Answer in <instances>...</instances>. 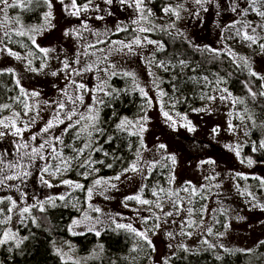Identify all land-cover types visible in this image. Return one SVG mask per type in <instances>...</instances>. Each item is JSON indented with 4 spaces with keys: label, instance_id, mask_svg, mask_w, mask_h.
<instances>
[{
    "label": "rangeland",
    "instance_id": "obj_1",
    "mask_svg": "<svg viewBox=\"0 0 264 264\" xmlns=\"http://www.w3.org/2000/svg\"><path fill=\"white\" fill-rule=\"evenodd\" d=\"M85 2L78 0L80 4ZM237 2L240 7H247L246 0H237ZM20 3L22 6L8 9L7 23H5L4 13L0 12V36H3L5 31H9L12 34V41L9 42L5 38V43L0 44V48L6 45L7 48L18 53L21 57H27V59L16 60L14 57L7 55L6 52H0V69H15L17 73L16 78L20 80V84L25 90L40 93L39 97L36 98V101L40 102L37 122L30 127L29 131L23 133L24 138L28 139L33 133H38L53 114L52 109L45 106L43 102L66 99L58 91V89H63L68 84L65 73L59 71L63 67L61 61L67 59L71 62L75 59L78 52L83 51L81 45H86L89 42L94 43L98 38L124 40L112 39L113 35H111V31L115 30L118 23L127 26L129 30L136 27L131 24V20L136 18V14L132 8L121 6L119 0H116L110 9L113 12L111 16L107 14V11L103 13L89 11L82 13L77 18L68 15L64 5L59 0H50L52 4L50 10L52 14L51 24L54 27H48L47 30H41L39 33H29V35L34 34L36 36V43L40 47L54 49V51L49 53L50 58L47 60V67L44 68L43 72L35 73L26 71L25 66L30 60L32 67L40 68L43 62L42 54L36 52L31 44V40L28 39V35L17 36L14 32L15 30H26L31 27L43 29L46 25L44 14L49 11V8L43 0H31V2L29 0H20ZM35 3H40L43 7L41 8L39 23L32 25L24 24L19 19L22 18L21 11L30 4ZM65 3H70V0H65ZM94 3L99 4L101 8H108V6L103 4V0H94ZM178 4H183L184 9H187V11L180 9V19L177 20L174 15L166 16L163 13L162 8L165 5L175 7ZM147 7L152 10L154 15L149 17L150 23L145 24V27L155 24L157 28L152 32L141 33V36H147L148 39L155 40L150 35L162 32L163 30L160 29V26H166L168 23L174 22L175 27L167 29L166 32L180 36L186 42H191V45L199 46V48L207 45L214 49H220L222 50L221 55L227 57H229L227 50L231 48L233 52L238 54L237 59L241 64L242 70L247 75H249L248 68L244 67V62L239 60V57H244L249 62L253 71L264 76V50L259 47V43H264V40H260L257 45L248 47L247 43L240 42L237 39H226L231 30H224L226 25L240 19L260 23V17L256 16L255 13L250 12L249 15L242 18L229 9V0H213L212 3L204 4L203 8H207V11H204L200 5L195 4L194 0H155L154 4L152 2L148 3ZM96 15H103L104 19L97 20L95 18ZM84 22L87 23L92 31L83 29ZM237 27H240V25H237ZM77 29L81 31L83 38L76 37ZM65 31L72 32V35L65 36ZM106 31L108 32L107 36L104 35ZM257 31L260 32L261 36H264V31L260 29H257ZM93 32H99L101 36L97 37ZM178 33H183V35H178ZM133 35L135 34L133 33ZM222 36L225 39H222ZM131 38L124 41L127 42ZM27 39L30 44L27 43ZM16 41H19V43ZM22 45H27V47ZM98 47L105 49L106 45L100 44ZM29 51H32L34 55L28 57L27 53ZM89 51L93 52L95 49H89ZM157 52L159 51H156L153 45H146L144 48H137L136 55H113L109 57V60L115 63L116 69L119 72H134L136 83L143 87L147 93V99L142 97L139 90L135 88L132 78L125 77L127 78L129 89L138 92L143 98L139 111L128 119L135 121L140 116L146 115L148 117L145 125L147 130L143 133V143L147 150H141L143 160L160 161L157 168L153 170L151 178L148 181H143L139 174L128 173L127 175L131 176V179L122 177V182L112 181V183L117 185V188L105 193V195L112 197V199H104V196L99 194L101 190L99 188L89 199L87 190L83 193V196H79L80 189L60 184L61 180H70L68 175L71 170L76 175H79V178L71 181L81 184L82 180H88V183H90L89 188L93 186L95 179L101 178L95 176L94 172L87 179L80 175V173L85 171L84 168L75 166L80 161H74L72 169L64 172L62 175H58L56 178L46 176L45 178L49 179L51 183L58 185L57 187L48 188L39 182L37 166L42 165L44 161L37 160L36 164L29 169L32 175L26 179L25 183L21 184L19 180H12L7 181V183L18 185V188L0 187V198L10 196L17 204V207L9 212L8 209L12 207L11 203L7 199H4L0 203V238H3L5 232H8L10 235L15 234V239H9L7 243L16 244L19 241L18 226L23 224L27 219L26 214L23 218L21 217L20 210L25 206L34 204L36 199L43 201L49 196L57 197L65 195V207L77 213L73 221H77L79 226L73 227V221L70 224L73 233H94L88 231V227L99 217L103 223L96 224V228L101 233L119 231L131 235L133 245L132 253L127 257L129 258V264H138L141 260H145L144 264H165V261H167V264H172L176 255L180 252L198 255L209 253L212 256L214 254L217 257L230 256V259H234L237 255L250 253L262 245L260 241H264V210H262L264 209V185H261L260 181L264 179V161H254L251 152L255 153L260 149L258 145L261 141H264V120L253 116L252 110L247 107L249 101L245 96L230 92L232 97L240 98L244 101L242 104L237 103L235 107H233L231 98L228 100L219 99L222 93L215 89L225 87L212 86L208 82V79H203L204 76H191L197 79H190L193 85L192 90L195 92L194 95L189 96L191 102H189L187 108L182 107L183 101L187 98L185 95L172 92L160 97L158 89L153 85V76L149 75V67L144 62V57L152 53L156 54ZM102 55V52H96L95 56H82L81 61L83 63L95 60L97 56ZM72 67H80V65L73 64ZM100 67L106 68L107 64H101ZM189 68L192 69L194 67L190 66ZM183 70L180 67L173 69L171 66L168 71L157 68L155 65L151 67V72L158 78L157 83L160 90H163V77L175 75ZM53 71L58 72V75L53 77L51 75ZM117 76L120 77L121 75ZM6 78L13 82L12 87H16L19 91V88L15 84V78L11 74L0 75V85ZM71 78L84 83L90 89L95 88L101 80L107 81L106 91L112 92L109 84L111 78L103 71L88 72L83 76H72ZM254 78L256 79L257 90H252L257 93L264 92V87H261V85H264V80ZM246 91L249 94L248 88H246ZM223 94L226 95V93ZM99 95L105 103L111 100V96H104L103 93ZM206 96H216L217 98L209 101ZM20 99L24 100V97L20 96ZM148 99H151V105L148 104ZM36 101L27 100L26 102L34 104ZM251 102L253 104L264 103V99L257 96ZM8 103L11 107L0 113V117L10 116L12 111L23 113L22 104L17 103L15 100ZM85 103H92L91 94H85ZM105 103L99 106V116L102 109L105 108ZM69 107H71V104H69ZM201 108L206 110L194 111V109ZM162 109L163 111H167L177 121L174 127L170 126V121L165 119ZM80 111L83 112L85 109L81 107ZM32 115H35V111ZM249 116L252 119H249ZM185 117L186 119H184ZM241 117H243V120ZM27 120L28 117H22V122H26ZM189 122L195 129L194 131H189L187 127L182 126ZM229 122L234 126V129L231 131L229 130ZM99 124L100 122L97 125L98 127ZM64 126L60 125L59 128L53 129V133L59 135L60 129ZM213 129H218V131L214 132ZM254 131L259 132L257 133L258 141H254ZM246 132H248V135H245ZM124 133L128 136L126 132ZM100 135L101 133L93 131L91 138L92 145L100 138ZM128 137L136 140L137 148L139 149L140 137L135 135ZM16 139V137L11 135L0 138V146L4 147L5 150L3 154L5 163L15 161L16 159L15 145L13 143ZM63 139L65 143H71L73 136L69 134L63 136ZM87 141L88 137L84 134L83 138L76 140L75 143L77 146H82ZM29 142L32 143L31 141ZM39 142L41 140L38 137L35 143ZM253 142L257 146L256 151H253ZM159 144L166 145V151L161 153L158 150ZM237 151L239 152V156L237 155ZM63 154L65 157L75 155L69 148H64ZM162 154L165 157L170 155L175 156L176 163L173 165L169 159L161 160ZM85 158H89L87 152L85 157L81 159ZM95 158L96 156L92 153L90 159L96 161ZM135 158L134 154V160ZM249 159L253 161L251 165L248 164ZM208 160L213 161V163L201 164V161ZM50 163L55 164L56 162L50 161ZM119 172H115L102 179L113 177ZM172 176L175 179L172 183H169V178ZM206 177L215 178L206 179ZM186 182H191V185L198 190V195L189 197L188 193L180 191V197L184 198L182 203L184 210L178 216L165 218L159 209L155 207L148 210V206L139 205L135 201H129L128 207H125L121 202L125 196L136 194L144 183H147L149 188L145 190L143 198L155 200L156 198L151 195L153 187H156L158 191L159 188L179 191L181 188L188 186ZM217 184L219 187H215ZM21 193H24V195ZM189 198L191 199V203L188 202ZM96 207L101 209V213L98 214L92 210ZM188 208L195 209L192 216L188 215ZM164 211H173L171 203L167 202V200L164 203ZM151 213L159 215L160 220L157 221L153 217L148 220L147 224H144L139 219V217H148ZM86 216L89 219H85ZM112 219H115L117 223L131 224L140 231L153 228L156 223H159L160 227L155 229L154 232H148L149 238L152 241V246L149 247L132 233L124 230H113L115 229V225L112 223ZM173 220L175 223H173ZM187 220H192L195 223L191 228L187 224H184L182 230L181 224ZM209 229H211V233L208 231ZM182 231L184 233H191V235H184ZM167 233H172V236L169 237ZM209 245H212V247H209ZM134 248L135 251H133ZM59 255L61 259L67 261L83 260L70 248L60 251ZM247 264H250L249 260Z\"/></svg>",
    "mask_w": 264,
    "mask_h": 264
},
{
    "label": "snow or ice",
    "instance_id": "obj_2",
    "mask_svg": "<svg viewBox=\"0 0 264 264\" xmlns=\"http://www.w3.org/2000/svg\"><path fill=\"white\" fill-rule=\"evenodd\" d=\"M31 2V0H29ZM43 2L48 6L49 11L44 14V19L46 21V25L43 29L31 27L27 28L26 30L20 29L15 30L14 34L17 36H25L28 35V39L31 40L32 46L35 48L36 52L42 54L43 62L40 66V68H34L31 66V61H28V64L25 66L26 71L40 73L43 72L44 68L47 67V60L50 58L49 53L54 51V49L49 48H42L36 43V36L29 35V33H39L41 30H47L48 27H54V25L51 24L52 20V14H51V8L52 4L50 3V0H43ZM59 2L64 5L65 11L70 16H75L79 18L82 13H87L89 11H95L97 13H103L107 11V14L109 16L113 15V12L110 10L111 6L116 2V0H103V4L108 6V8H101L99 4H95L94 0H86L85 3L80 4L78 3V0H70V3H65V0H59ZM152 0H119V4L121 6H125L127 8H132L133 11L136 14V18L131 20V24L135 25L136 27L132 28L131 31L135 34L132 36L131 40L124 41V40H109V39H97L94 43L89 42L86 45H81L83 48L82 52H78L76 54V57L74 60L69 62L67 59L61 61L63 67L59 70L61 72L65 73V78L68 80V84L63 89H58V91L61 93L63 97L66 99H57L56 101H44V105L48 108L52 109V116L51 118L45 123L44 127L40 129L38 133H33L30 138L25 139L23 136V133L30 130V127L34 125L37 122V118L39 117V101H36V98L39 97L40 93L36 91L28 92L25 90L21 84L20 80L17 77V73L15 69L13 68H7V69H0V75L4 74H11L15 78V84L19 88L20 96L24 97V100L20 99V96L15 98V101L17 103H20L23 105V113L12 111L10 116L6 117H0V138H3L5 136L11 135L13 137H16L17 139L13 141L15 145V155L16 159L15 161H8L7 163L4 162L3 156L0 155V187H19L18 185H12L8 184L7 181L12 180H19L21 184L26 182V179L32 175V172L29 170L33 165L36 164L37 160L44 161L42 165L37 166V171L39 172V182L43 186H47L48 188L57 187L58 185H54L51 183L49 179H46V176H52L53 178H56L58 175H62L64 172L70 170L73 168V162L74 161H80L75 166L78 168H84L85 171L80 173L85 179L88 178V176L96 171H99L94 167L95 164L100 163L103 164L104 161H94L90 159V156L95 151H102V148H93L92 145V135L93 131L96 133H102L103 129L99 128L97 125L100 120L99 111L100 105H103L105 102L102 98H100V93H103L104 96H111L112 92L106 91L107 87V81L101 80L95 88H88L84 83L78 82L75 79H72V76H83L85 73L93 72V71H103L105 74L111 78L113 76L121 75L122 77H131L133 80V84L135 88H137L141 94L142 97L147 99V93L145 92L144 88L141 87L138 83H136V75L134 72L124 71L119 72L116 69L115 63H112L109 60L110 56L113 55H123V56H131L136 55V49L137 48H144L146 45H153L156 48V51H163L164 45L160 41H155L152 39H148L147 36H141V33H147L155 31L157 26L155 24H152L150 27H145V24H149V17H152L154 13L150 8L147 7L148 3H151ZM213 0H194V3L197 5H200L201 8H203L204 4L206 3H212ZM247 7L242 8L240 7L237 0H229V9L236 13L237 15L243 17H246L249 15V13H255L256 16L260 17V23H254L253 21H248L244 19L233 21L231 24L226 25L224 30H231L229 32V35L226 37V39H237L240 42L247 43L248 47H252L253 45H257L260 40H264V36L260 35V32L257 31V29H260L261 31H264V0H246ZM22 6L20 3V0H0V12L4 13L5 17V23H7L8 16L7 11L9 8H16ZM180 9H184L183 4H178L175 7L172 5H165L162 8L163 13L166 16H172L174 15L176 19H180ZM187 11V9H184ZM204 11H207V8H203ZM198 14V13H196ZM97 20H103V15H96L95 17ZM237 25H240V27H237ZM175 23L170 22L166 26H160V29L163 31H167L169 28H174ZM83 29L87 31H92L86 22L83 23ZM129 28L127 26H124L122 23H118L116 25V28L114 31H111V35H117L120 32H128ZM94 35L97 37L101 36V33L99 32H93ZM171 34V33H169ZM65 36L72 35V32L65 31ZM105 36L108 35V32L106 31L104 33ZM178 35H183V33H178ZM76 37L77 38H83L82 33L79 29L76 30ZM5 38L9 42L12 41V34L9 31H5L3 33V36H0V44L5 43ZM222 39H225V37L222 36ZM19 43V41H16ZM193 48H195L198 51L201 52H207L212 55L213 59L218 58L221 55L222 50L220 49H214L207 45H205L203 48H199V46L191 45ZM100 44H105L106 48L101 49L98 47ZM24 47H27V45H22ZM259 47L264 50V43H259ZM89 49H95V51L90 52ZM0 52H6L7 55L14 57L16 60L21 59H27V57H21L18 53L13 52L11 49L7 48L5 45L4 47L0 48ZM96 52H102V56H97L95 60L91 61H85L82 63L81 57H88V56H95ZM34 53L32 51H29L27 53L28 57L33 56ZM227 55L231 58L232 62L236 64L237 67H241V64L239 63L237 59V55L235 52L231 50V48H228ZM239 60H242L244 62V67L248 68L249 75L251 77H256L259 80H264V76L260 75L259 73L253 71L249 65V62L244 57H239ZM145 64L149 67V75L153 76V85L158 89V95L160 97H163L166 95V93L163 90L159 89V84L157 83V77L154 73L151 72V67L155 65L157 68H162L165 71H168L170 66L171 68L180 67L182 70L189 68L190 63L186 59H178L175 64H173L171 61L165 62V61H158L155 59V53L150 54L147 57H144ZM80 65V67H72V65ZM101 64H107L106 68H101ZM111 69V71H109ZM193 72L196 71L195 68L191 69ZM51 75L53 77L58 75V72L53 71L51 72ZM175 75L173 76V79H175ZM190 79L196 80V77H190ZM203 79L207 80V77H204ZM218 83H224L223 78H221ZM245 87L248 88L249 95L253 98V100L256 99L257 96L264 97V92H254L252 88L249 86L247 82H245ZM261 87H264V85H261ZM71 89V91H69ZM216 91H219L222 93V95L219 97L221 100H228L231 98L233 107L237 103H244V101L240 98L232 97V94L228 92L226 88H217ZM115 91V90H114ZM223 93H226L224 95ZM85 94H91L92 103L86 104L85 103ZM206 98L209 101L215 100L216 96H206ZM27 100H33L36 101L34 104L27 103ZM148 104L151 105L152 101L151 99L147 100ZM69 104H71V107H69ZM11 106L9 104H0V113L4 112L5 110H8ZM83 107L85 111L81 112L80 108ZM206 109H194V111H205ZM35 111V115H32V113ZM162 114L165 117L167 121H170V126H175L177 124V121L172 118V116L167 112L163 111ZM231 115V113H229ZM22 117H28V120L26 122H22ZM75 118V119H74ZM186 119V117L184 118ZM243 120V117H241ZM249 119H252L251 116H249ZM148 121V117L146 115L138 117L135 121L129 120L128 118H123L119 121V123L116 124V129L119 132H126L128 136H139L140 137V148L136 150L135 152V160L132 161L128 167L123 168L117 175L110 177L108 179H102L98 178L93 181V186L91 188L87 189V195L88 198L91 199L94 192L99 188L101 189L99 194L104 196V199H112V197L105 195L106 192H108L111 189H116L117 185L115 183H112V181H121L122 177H125L127 179H131V176H128V173L133 174H139L141 179L143 181H148L151 178V174L153 170L157 168V165L160 164V161L158 160H152L147 161L143 160L142 156V149L147 150L146 146L143 143V133L147 130L145 125ZM253 123H255L253 121ZM60 125H65L63 128L60 129V134L57 135L53 133V129L59 128ZM188 128L189 131H194L195 129L191 126L190 122L182 125ZM91 129V130H90ZM234 126L231 122H229V130H233ZM214 132L218 131V129H213ZM69 134H72L73 140L71 143H65V140L63 139V136H67ZM84 134L87 135L88 141L84 142L82 146H77L75 141L81 140L84 136ZM245 135H248V132L245 133ZM40 138L41 142L35 143ZM113 137H109L106 141L107 143H110L112 141ZM31 141L32 143H30ZM131 149V145H129ZM69 148L73 153H75L74 156L71 157H65L63 154V149ZM258 148L264 149V141H261V143L258 145ZM158 150L163 153L166 151V145L159 144ZM257 150V146L255 142H253V151ZM86 152L88 154L89 158L81 159L82 157H85ZM105 156H108L109 153L105 152ZM237 155L239 156V152L237 151ZM113 159H119L118 157H114ZM163 159H169L171 163L174 165L176 163L175 156H167L165 157L163 154L161 155V160ZM50 161H55L56 163H50ZM208 163L212 164L213 161H201V164ZM253 161L251 159L248 160V164L251 165ZM108 168H112V164L106 165ZM215 177H206V179H214ZM175 177L172 176L169 178V183H172L174 181ZM261 185H264V179L260 181ZM60 184L66 185L69 187H74L75 189H84V185L80 183H74L71 180H61ZM188 185L187 187L181 188L179 191L172 190V189H164L159 188V191L156 187H153L151 189V195L155 197V200H149L146 198H143V194L146 189L149 188V185L147 183H144L140 186L138 192L134 195L125 196L124 199L121 201L122 204L125 207H128L129 201H135L137 204L142 206H148V210H150L152 207H155L156 209H159V211L163 214L165 218L167 217H173L178 216L184 209L182 208L183 203V197H180V191H183L185 193H188L189 197L198 195V190L191 185V182H186ZM215 187H219V185H215ZM24 195V193H21ZM203 198V197H202ZM4 199H7L12 207L8 209L9 212L13 211L14 208L17 207L16 202L12 199V197H6V198H0V203L3 202ZM65 201L66 196L60 195L57 197L49 196L45 200L41 201L39 199H36V202L32 205L25 206L20 210L21 217L23 218L25 214H30L32 208L38 209L40 212H44L45 205L51 204L53 207H55V201ZM170 202L173 208V211H164V203ZM189 203H191V199L188 200ZM96 213H101V209L96 207L92 209ZM264 210V209H262ZM188 215L192 216L195 212L194 208H188L187 209ZM155 218V220L159 221L160 216L156 215L155 213H151L148 217H139L144 224L148 223L149 219ZM10 219V217H9ZM85 219H89L87 216ZM32 222L35 224L36 220L33 218ZM103 223L99 219V217L96 218V220L88 227V231H92L95 233L97 237L101 235V231L97 230L96 224ZM112 223L115 225V229L113 230H124L129 233H132L135 237L139 238V240L144 241L149 247L152 246V241L149 238L148 232L152 231L154 232L155 229L160 227L159 223H156L153 228H148L145 231H140L136 228H134L131 224H122L117 223L115 219H112ZM173 223L175 221L173 220ZM195 222L192 220H187L184 223L181 224V229L183 230L184 224H187L189 228L193 226ZM79 223L77 221H73V227H78ZM71 230V228H70ZM211 233V229L208 230ZM77 234V233H74ZM82 234V233H79ZM182 234L184 235H191V233H184L182 231ZM169 237L172 236V233H167ZM9 239H15V234H9L8 232L4 233L3 238H0V244L7 243ZM24 239H27L25 237ZM21 241L17 242V246H19V243ZM207 243V241H205ZM261 244H264V241H260ZM209 247H212V245H209ZM102 248V246H101ZM135 251V248L133 249ZM60 254V251L57 250V255ZM219 258V257H218ZM165 264H167V261H165Z\"/></svg>",
    "mask_w": 264,
    "mask_h": 264
},
{
    "label": "trees",
    "instance_id": "obj_3",
    "mask_svg": "<svg viewBox=\"0 0 264 264\" xmlns=\"http://www.w3.org/2000/svg\"><path fill=\"white\" fill-rule=\"evenodd\" d=\"M80 1L85 2L86 0ZM152 3L154 4L155 0ZM41 8L43 7L40 3L30 4L21 11L22 18L19 19L24 24H38ZM132 36L133 32L129 30L113 35L111 38L128 40ZM150 36L164 45V50L155 54L156 60L171 61L175 64L178 59H186L190 66L196 69L195 72L191 71V68L179 71L175 74V79H173L174 75L162 78V89L166 95L175 92L187 97L182 107H188L191 102L189 96L194 95L195 92L192 90L190 77L204 76L212 86H224L228 92L245 96L249 101L247 107L252 110L253 116L264 120V103L253 104L251 102L253 98L247 93L245 87V82H247L252 89L257 90L256 79L247 75L241 67H237L229 57L220 55L213 59L211 54L196 50L180 36L169 34L166 31ZM26 41L29 43L28 39ZM221 78L224 83H218ZM7 79L3 80L0 85V104H9L8 102L14 101L20 93L16 87H12L13 82ZM109 84L112 91L111 100L106 101L99 120V128H102L103 132L93 145L94 148H102V151L93 152L96 161H104L103 164L94 165L99 170L94 172L95 176L101 178L121 171L134 160V154L138 149L137 142L124 132H119L116 124L122 118L133 117L139 111L143 101L138 92L129 89L127 78L113 76ZM258 97L264 99V97ZM257 133L259 132L254 131L253 133L254 141L259 140ZM110 136L113 139L107 143ZM2 149L4 151V147ZM105 152L109 155L105 156ZM251 154L254 161H264L263 149H258ZM114 157L119 159H113ZM108 164H112L113 167L108 168L106 166ZM68 178L74 180L79 178V175L71 170ZM81 184L84 185V189H80L79 196H83V193L90 187L88 180H82ZM64 204L65 201L56 200L55 207L49 203L45 206L44 212L32 208L31 213L26 214V221L18 226V239L22 240L19 246L17 243L0 244V264H129L127 257L132 253L133 245L131 235L119 231L102 232L99 237L91 232L74 234L70 230V224L77 213L65 207ZM33 218L36 220L35 224L32 222ZM25 237L27 239H24ZM68 248L83 260L67 261L57 255V250L64 251ZM247 254H240L234 259H229V256L218 258L217 255L212 256L209 253L198 255L180 252L172 264H247L248 260L250 264H264V244ZM144 261L141 260L138 264H144Z\"/></svg>",
    "mask_w": 264,
    "mask_h": 264
},
{
    "label": "flooded vegetation",
    "instance_id": "obj_4",
    "mask_svg": "<svg viewBox=\"0 0 264 264\" xmlns=\"http://www.w3.org/2000/svg\"><path fill=\"white\" fill-rule=\"evenodd\" d=\"M3 147L2 146H0V155H2L3 156V154H4V151H3V149H2ZM229 259H230V256H229Z\"/></svg>",
    "mask_w": 264,
    "mask_h": 264
}]
</instances>
